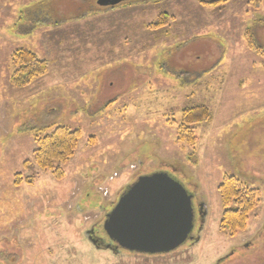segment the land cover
I'll list each match as a JSON object with an SVG mask.
<instances>
[{
  "label": "rangeland",
  "instance_id": "rangeland-1",
  "mask_svg": "<svg viewBox=\"0 0 264 264\" xmlns=\"http://www.w3.org/2000/svg\"><path fill=\"white\" fill-rule=\"evenodd\" d=\"M119 3L0 0V264H264V68L245 36L264 46V0ZM23 48L49 67L15 87L11 52ZM199 104L211 120L193 125L187 146L180 114ZM61 124L82 137L59 180L33 163L31 128ZM155 172L193 195V244L159 255L115 247L105 214ZM226 174L259 194L233 236L220 228Z\"/></svg>",
  "mask_w": 264,
  "mask_h": 264
},
{
  "label": "trees",
  "instance_id": "trees-1",
  "mask_svg": "<svg viewBox=\"0 0 264 264\" xmlns=\"http://www.w3.org/2000/svg\"><path fill=\"white\" fill-rule=\"evenodd\" d=\"M161 17L166 18L165 16ZM153 25L158 26L159 22L157 21ZM252 34V30L248 28L245 33L246 44L251 51H255L261 56L264 68V46L256 43ZM11 64L14 66V70L10 76V82L15 87H24L30 84L37 77L46 74L49 67L47 60L40 58L27 48L12 51ZM180 116L176 139L187 146H194L197 139L193 125L210 121L212 115L206 105L199 104L183 109ZM31 132L36 142V148L33 150V163L36 168L49 172L55 179H62L65 174L63 166L74 157L82 132L78 128H71L65 124L53 127L51 125L33 127ZM30 179L31 177L25 180L28 182ZM21 183V175L17 173L14 185L17 186ZM218 193L223 207L220 228L231 236L245 230L250 212L258 206V191L247 187L237 176L226 174L219 183ZM100 242L94 243L95 247L101 248Z\"/></svg>",
  "mask_w": 264,
  "mask_h": 264
},
{
  "label": "water",
  "instance_id": "water-1",
  "mask_svg": "<svg viewBox=\"0 0 264 264\" xmlns=\"http://www.w3.org/2000/svg\"><path fill=\"white\" fill-rule=\"evenodd\" d=\"M123 1L99 3L114 7ZM192 196L168 173L144 174L121 191L105 214L103 230L117 248L144 255L170 253L192 238Z\"/></svg>",
  "mask_w": 264,
  "mask_h": 264
},
{
  "label": "flooded vegetation",
  "instance_id": "flooded-vegetation-1",
  "mask_svg": "<svg viewBox=\"0 0 264 264\" xmlns=\"http://www.w3.org/2000/svg\"><path fill=\"white\" fill-rule=\"evenodd\" d=\"M200 203H199V208H200V211H201V214L203 213V211H205V202L204 200L202 201L201 199H199ZM193 242V240L191 241V243ZM193 244V243H192Z\"/></svg>",
  "mask_w": 264,
  "mask_h": 264
},
{
  "label": "crops",
  "instance_id": "crops-1",
  "mask_svg": "<svg viewBox=\"0 0 264 264\" xmlns=\"http://www.w3.org/2000/svg\"><path fill=\"white\" fill-rule=\"evenodd\" d=\"M39 12H41V9L39 10Z\"/></svg>",
  "mask_w": 264,
  "mask_h": 264
}]
</instances>
